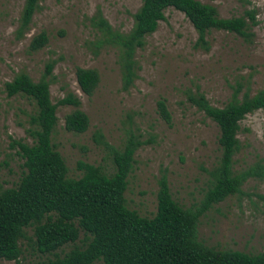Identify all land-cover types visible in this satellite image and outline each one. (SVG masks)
Masks as SVG:
<instances>
[{"label": "rangeland", "instance_id": "1", "mask_svg": "<svg viewBox=\"0 0 264 264\" xmlns=\"http://www.w3.org/2000/svg\"><path fill=\"white\" fill-rule=\"evenodd\" d=\"M213 6L219 17L242 15L253 9L257 23L249 27V40L223 30L206 32L207 48L195 45L197 37L184 15L168 7L155 30L145 36L135 50V77L121 88L117 50L97 46L99 32L93 23L97 11L110 27L125 33L132 13L141 0H40L29 28L14 37L23 0H0V189L13 186L23 171L22 159L11 139L30 143L28 118L33 104L24 96H6L3 83L24 72L36 81L44 65L53 61L49 97L52 103L72 93L79 99L78 109L87 118V128L76 133L63 127L64 115L74 109L57 105L51 143L61 156L66 177L77 178V161L99 166L105 174L113 171L111 149L121 150L131 134L145 142L132 155L131 169L123 192L127 208L151 217L156 207L157 178L164 172L173 200L182 208L196 206L212 182L210 170L216 165L219 149L218 129L187 95L201 93L215 107L223 106L232 88L241 86L252 95L264 87V0H198ZM46 44L29 51V39L39 31ZM92 68L98 74L93 92L87 96L78 89L74 69ZM164 99L170 115L167 125L156 110ZM100 133L105 144L98 142ZM238 149L232 157V170L239 171L264 159V109L244 115L236 133ZM18 241L21 254L0 264H38L51 255L38 253L25 229ZM79 231L75 245L82 244ZM195 238L215 249L257 253L264 247V178H247L240 192L228 195L197 219ZM71 247L65 244L55 252L61 255ZM94 264H100L95 262Z\"/></svg>", "mask_w": 264, "mask_h": 264}, {"label": "trees", "instance_id": "2", "mask_svg": "<svg viewBox=\"0 0 264 264\" xmlns=\"http://www.w3.org/2000/svg\"><path fill=\"white\" fill-rule=\"evenodd\" d=\"M40 0H23L14 37L20 39L28 30ZM171 7L181 12L197 33L195 45L207 48L205 34L211 29L223 30L249 40V27L257 23L253 9L242 15L222 18L213 6L198 0H141L132 13V23L125 33L110 27L97 11L93 23L99 32L97 46H112L117 50L121 88L126 90L135 77V50L144 44L163 19V10ZM47 42L44 31L34 34L27 44L36 51ZM53 61L44 65L43 72L33 81L24 72L16 73L3 83L6 96L21 95L33 104L26 129L31 142L11 139L10 147L22 159L23 171L11 187L0 189V259L14 260L21 254L18 244L25 229H31L34 249L51 255L38 264H264V247L257 253L232 249H215L195 238L198 217L211 205L228 195L240 192L247 178H264V159L246 168L233 171L232 157L238 149V122L245 114L264 109V87L252 95L237 94L241 86L232 88L229 100L221 107L210 105L201 93L187 95V101L211 119L218 129L219 156L210 170L212 182L199 203L182 208L172 199L164 172L157 178L156 207L151 217L140 216L125 205L123 192L131 169L134 150L143 144L130 135L121 150L111 149L113 171L105 174L99 166L77 161L81 171L77 178L66 177L65 164L51 143L56 122L57 105H71L64 115L63 127L81 133L88 118L78 109L79 99L70 92L52 103L49 97L50 71ZM74 78L80 92L89 96L98 82L92 68L76 67ZM161 119L170 124L164 99L156 101ZM98 142L105 144L100 133ZM79 231L82 244L75 245ZM65 244L71 247L61 255L55 251Z\"/></svg>", "mask_w": 264, "mask_h": 264}]
</instances>
